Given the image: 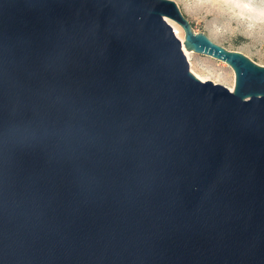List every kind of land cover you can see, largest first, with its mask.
<instances>
[{"label":"water","instance_id":"water-1","mask_svg":"<svg viewBox=\"0 0 264 264\" xmlns=\"http://www.w3.org/2000/svg\"><path fill=\"white\" fill-rule=\"evenodd\" d=\"M0 264H264V66L173 0H0Z\"/></svg>","mask_w":264,"mask_h":264},{"label":"rangeland","instance_id":"rangeland-1","mask_svg":"<svg viewBox=\"0 0 264 264\" xmlns=\"http://www.w3.org/2000/svg\"><path fill=\"white\" fill-rule=\"evenodd\" d=\"M176 1L195 32H203L215 43L230 51L240 52L255 63L264 66V6L258 7L259 4L264 3V0H251L246 4L245 11L234 6L231 9H218L211 14L204 12L189 14L185 11L186 5L193 9L195 2L200 0ZM165 20L174 33L175 27H180L185 37V32L178 22L170 17H165ZM191 52L195 72L211 75L208 80L227 86L226 82H216V76L223 77L233 73L235 75L232 67L225 61ZM190 69L192 71L191 64Z\"/></svg>","mask_w":264,"mask_h":264},{"label":"bare ground","instance_id":"bare-ground-1","mask_svg":"<svg viewBox=\"0 0 264 264\" xmlns=\"http://www.w3.org/2000/svg\"><path fill=\"white\" fill-rule=\"evenodd\" d=\"M174 1V0H173ZM176 4L178 5V2L175 0ZM251 2V0H200L199 2H195V6L194 8H190L189 6H185L184 9L187 13L189 14H194L195 12H204V13H208L211 14L213 12H215L218 9H231L232 7H236L239 8L243 11L246 10V4ZM264 6V3H261L258 5V7H262ZM179 7V5H178ZM175 34L176 36L182 41V43L184 42V33L181 30V28L179 27H175ZM184 51L186 53V56L191 64V68L192 71L196 74V76L198 78H200L203 81H206L208 79H210L211 75H201L197 72H195L194 70V64L192 62V55L193 53L189 50H187L184 46ZM216 82H226L228 85V88L233 91L234 90V82H235V75L233 73L226 75V76H216L215 79Z\"/></svg>","mask_w":264,"mask_h":264}]
</instances>
